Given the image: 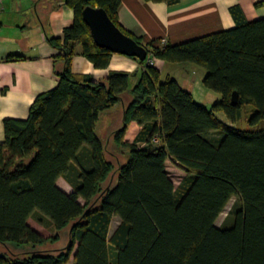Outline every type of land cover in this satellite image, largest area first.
<instances>
[{
	"label": "trees",
	"instance_id": "trees-1",
	"mask_svg": "<svg viewBox=\"0 0 264 264\" xmlns=\"http://www.w3.org/2000/svg\"><path fill=\"white\" fill-rule=\"evenodd\" d=\"M65 3L73 21L62 37L48 39L63 64L57 85L35 96L26 118L2 120L0 243L43 245L47 239L29 218L48 224L57 237L68 227V243L56 254L0 255V264H66L70 257L73 264H264V125L258 126L264 122V17L247 21L235 5L230 29L178 44H142L119 26L120 0ZM85 6L103 8L145 47L146 57L203 67V85L220 99L206 108L174 78L160 82V71L146 58L137 59L143 71L133 85L124 71H110L104 81L72 73L78 45L96 69L106 68L113 55L94 43L81 17ZM117 102L122 125L106 146L122 158L127 150L124 162L94 132L100 112ZM246 105L254 110L245 129L216 116L223 112L235 123ZM132 122L140 129L128 142ZM212 131L220 133L216 142L205 137ZM168 160L184 171L177 187L166 171ZM59 177L71 184V193L57 186ZM231 198V223L216 226ZM116 216L119 224L108 237Z\"/></svg>",
	"mask_w": 264,
	"mask_h": 264
},
{
	"label": "crops",
	"instance_id": "crops-1",
	"mask_svg": "<svg viewBox=\"0 0 264 264\" xmlns=\"http://www.w3.org/2000/svg\"><path fill=\"white\" fill-rule=\"evenodd\" d=\"M235 5L247 21L264 17V0H178L175 4L120 0L117 22L142 44L157 39L178 44L234 27L230 7ZM73 17L74 12L65 0L0 1V143L4 140L2 120L26 118L35 96L57 85L56 72L61 71L63 64L55 59L58 51L48 39L62 37L63 29L72 23ZM172 65V71L181 70L183 65L188 67L181 62ZM154 66L161 73L166 63L155 59ZM110 71L131 74L130 85H133L143 66L136 58L113 54L106 68L96 69L82 55L81 46H76L72 73L88 74L94 81H104ZM183 78L174 79L192 94L188 78ZM133 124L138 127L137 133L140 126L132 122L129 127ZM56 184L66 193L73 191L63 177ZM32 219L27 220L28 225L44 236L42 225L38 221L32 225Z\"/></svg>",
	"mask_w": 264,
	"mask_h": 264
},
{
	"label": "rangeland",
	"instance_id": "rangeland-1",
	"mask_svg": "<svg viewBox=\"0 0 264 264\" xmlns=\"http://www.w3.org/2000/svg\"><path fill=\"white\" fill-rule=\"evenodd\" d=\"M181 64H186L188 67L183 65L181 70H170V66H173L172 63L166 62V67L160 73V82L165 81L167 75L171 78H175L178 81H182L183 77H187L190 83V87L192 88V97L193 99L205 106L206 108H210V106L218 99H220V94L214 92L203 85V77L205 75V69L197 64L192 62H181ZM183 78V79H185ZM179 83V82H177ZM127 101L128 99L125 98ZM254 108L251 105L244 106L240 119L235 122L231 123L228 121L226 116L223 112H217L216 116L226 125L237 128V129H245L248 127L247 120L251 113L253 112ZM122 107L120 103L117 102L114 106L109 109L103 110L100 112L98 120L96 122L94 132L96 136L101 140V142L106 146L108 140L113 137V132L120 128L122 125ZM264 122H261L258 126H263ZM129 127V126H128ZM137 126L133 124L127 129L125 134V140L128 142L133 141ZM206 138L210 139L212 142H216L220 137V133L216 131L209 132L205 135ZM108 144V143H107ZM107 151L110 149L115 154L119 152L116 151L114 147L111 145L106 146ZM106 159L111 161V163H115V160L108 154L105 153ZM120 160L124 162L128 158V151L126 150L124 157L122 158L119 154ZM166 171L168 176L172 180L174 186H178L181 178L184 176V171L177 168L173 165L169 160L166 161ZM109 177L105 179L103 182L102 188L106 186L108 183ZM80 202H82L80 200ZM235 198H231L227 205L224 207L223 211L220 213L218 218L215 221L216 226H228L231 223V214L230 210L235 204ZM36 220L33 218L31 220V224H35ZM119 224V218L114 217L111 221L110 229L108 232V237L111 236L114 229ZM42 226V233L44 237L47 239L43 245L33 246V245H13V243H8L7 245H3L0 243V255H4L6 258H28L32 255H40V254H56L57 251L63 247H65L68 243L69 232L68 227L61 230L59 232V236H56L55 231L48 226V224H41ZM57 249V250H56ZM109 254L110 259L113 260L114 253L111 246H109ZM66 264H73L72 257H70L69 261Z\"/></svg>",
	"mask_w": 264,
	"mask_h": 264
},
{
	"label": "water",
	"instance_id": "water-1",
	"mask_svg": "<svg viewBox=\"0 0 264 264\" xmlns=\"http://www.w3.org/2000/svg\"><path fill=\"white\" fill-rule=\"evenodd\" d=\"M81 17L90 31L94 43L113 54L134 57L140 61L146 58L147 51L143 45L125 35L108 17L103 8L85 6ZM237 93L231 95V103H237Z\"/></svg>",
	"mask_w": 264,
	"mask_h": 264
},
{
	"label": "built area",
	"instance_id": "built-area-1",
	"mask_svg": "<svg viewBox=\"0 0 264 264\" xmlns=\"http://www.w3.org/2000/svg\"><path fill=\"white\" fill-rule=\"evenodd\" d=\"M0 1H2V0H0ZM161 43L164 44L165 41H164V40H161ZM145 62H146L148 65H154V59H153L152 56H148V57H146ZM153 141H154V142H158V140H157L156 138H154Z\"/></svg>",
	"mask_w": 264,
	"mask_h": 264
}]
</instances>
